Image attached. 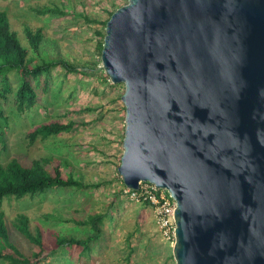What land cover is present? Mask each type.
<instances>
[{
  "label": "water",
  "instance_id": "obj_1",
  "mask_svg": "<svg viewBox=\"0 0 264 264\" xmlns=\"http://www.w3.org/2000/svg\"><path fill=\"white\" fill-rule=\"evenodd\" d=\"M100 60L124 87L125 187L174 199L176 264H264V0H127Z\"/></svg>",
  "mask_w": 264,
  "mask_h": 264
},
{
  "label": "rangeland",
  "instance_id": "obj_2",
  "mask_svg": "<svg viewBox=\"0 0 264 264\" xmlns=\"http://www.w3.org/2000/svg\"><path fill=\"white\" fill-rule=\"evenodd\" d=\"M48 1L51 0H0V9L7 11L12 28L22 35L24 41V23L31 27L41 26L45 37L43 47L53 44L54 55L78 63L79 68L76 72H67L61 65L52 69L37 87V103L24 112H17L13 94L0 100V107L8 116L6 146L0 151V163L16 157L29 166L41 157L60 155L69 158L85 181L100 182L101 185L90 189L52 187L33 197L27 195L6 200L1 208L8 217L16 212L26 213L32 225L42 229L46 242H50L56 234L83 235L93 233V230L87 225L46 220L41 217L42 213L52 212L63 219H87L91 214L104 213L103 220L98 223L101 234L90 243L89 250L63 246L45 262L126 264L124 256L128 250L125 238L134 228L133 215L136 218V214H144L143 209L132 207L134 201L123 193V183L117 172L124 131V106L120 99L124 87L122 84L113 86L110 81L103 82L101 79L104 70L100 68V56L94 49V30L100 25L86 23L80 13L82 5H86L89 13L107 16V10L113 9L114 5L125 4L127 0H60L66 10L64 16H39L30 8ZM9 78L12 85H16V74L10 72ZM95 104L102 106L95 111L85 109ZM70 118L78 123L70 132L29 144L26 136L29 129L39 123ZM146 211L151 212V207ZM14 238L25 252L30 251V243L22 234L14 231ZM131 240L136 255H133L130 264H157L144 257L143 239L136 236ZM147 244L156 254L162 251L163 255L157 260H162L166 251L169 254L167 264H176L172 247L163 239H149L145 247ZM0 264L7 263L0 260Z\"/></svg>",
  "mask_w": 264,
  "mask_h": 264
},
{
  "label": "trees",
  "instance_id": "obj_3",
  "mask_svg": "<svg viewBox=\"0 0 264 264\" xmlns=\"http://www.w3.org/2000/svg\"><path fill=\"white\" fill-rule=\"evenodd\" d=\"M119 6L121 4L114 5L113 9L107 10V16L102 17L99 14L89 13L87 6L82 5L80 14L83 20L86 23L100 25L99 29L94 30L96 35L94 49L99 56L105 23ZM30 8L39 16H64L66 14L60 0H51ZM23 35L25 41L22 35L12 28L7 11L0 9V100L5 99L8 94H13L17 112H24L37 103V87L42 84V78L48 77L50 71L56 66L61 65L67 72H76L79 68L78 63H71L67 59L54 55L53 44L47 48L43 47L45 37L41 26L31 27L28 23H24ZM10 72L17 76L16 85L11 83ZM103 73H101L103 82L109 81L108 76ZM101 106V104H95L85 109L95 111ZM77 125L78 123L71 118L64 121L43 122L29 129L26 136L29 144L32 145L38 139L68 133ZM7 128L8 116L0 107V151L6 146ZM83 177L79 170L74 169L69 158L55 154L36 159L29 166L24 165L16 157H12L4 164L0 163V260L7 264H47L45 260L63 246H77L84 251L89 250L90 243L98 239L101 234L98 223L103 220L104 213L91 214L87 219L75 217L63 219L58 214L44 212L41 214L43 219L87 225L93 230V233L83 235L56 234L50 242H46L42 229L38 225H32L26 213L16 212L8 217L5 210L1 208L6 200L20 199L27 195L33 197L52 187L90 189L101 185L100 182H87ZM143 205L150 206L148 203H143ZM14 231L19 232L28 240L29 252H25L15 240ZM131 237L132 233H128L125 238V246L128 250L124 256L126 264L131 263V256L134 252Z\"/></svg>",
  "mask_w": 264,
  "mask_h": 264
},
{
  "label": "built area",
  "instance_id": "obj_4",
  "mask_svg": "<svg viewBox=\"0 0 264 264\" xmlns=\"http://www.w3.org/2000/svg\"><path fill=\"white\" fill-rule=\"evenodd\" d=\"M123 193L132 201L148 203L153 211L156 231L172 247L175 244V221L173 218L175 201L167 191L155 184L140 181L137 189L123 187Z\"/></svg>",
  "mask_w": 264,
  "mask_h": 264
},
{
  "label": "crops",
  "instance_id": "obj_5",
  "mask_svg": "<svg viewBox=\"0 0 264 264\" xmlns=\"http://www.w3.org/2000/svg\"><path fill=\"white\" fill-rule=\"evenodd\" d=\"M132 207H138L143 209V214H144L143 216L136 214V218L135 215H133L132 226H134V228L132 227V239L136 238L137 236L139 239L144 240V244L142 246L144 247L143 253L146 259L154 260L155 263L157 264H167L169 254L166 251L164 253V256L161 257L162 260H157L158 256L163 255L162 251L160 250L156 254V251H153L152 247L150 248L148 247L149 244H147L145 247V243L149 239L150 241L152 240L162 241L161 236L156 231L152 208H151V212L150 211L147 212L146 210L150 206H144L143 204H139V203L136 204L134 202H132ZM132 245H134L133 241H132ZM134 252L132 253V259H133V255H136Z\"/></svg>",
  "mask_w": 264,
  "mask_h": 264
},
{
  "label": "clouds",
  "instance_id": "obj_6",
  "mask_svg": "<svg viewBox=\"0 0 264 264\" xmlns=\"http://www.w3.org/2000/svg\"><path fill=\"white\" fill-rule=\"evenodd\" d=\"M101 61V60H100ZM99 64H100V67H102V64H101V62H99ZM103 68V67H102ZM110 81V80H109ZM111 83V82H110ZM112 84V83H111ZM123 187H124V184H123ZM123 187H122V189H123Z\"/></svg>",
  "mask_w": 264,
  "mask_h": 264
}]
</instances>
